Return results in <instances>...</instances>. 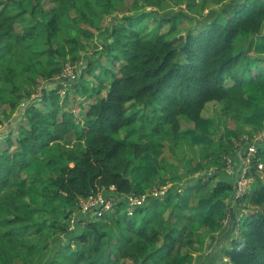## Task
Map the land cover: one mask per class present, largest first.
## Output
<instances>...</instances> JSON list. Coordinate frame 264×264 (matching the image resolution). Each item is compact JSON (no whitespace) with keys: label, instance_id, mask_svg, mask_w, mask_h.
<instances>
[{"label":"trees","instance_id":"16d2710c","mask_svg":"<svg viewBox=\"0 0 264 264\" xmlns=\"http://www.w3.org/2000/svg\"><path fill=\"white\" fill-rule=\"evenodd\" d=\"M54 1L57 7L47 12L44 0H0V82L3 84L0 103L12 111L20 109L25 99L33 97L22 83L24 76L38 87V82L29 75L40 68L43 72L39 76L55 84L54 89L43 90L40 99L44 110L33 103L24 110L30 128L21 129L16 139L18 148L0 152V206L11 216L0 221V263L14 264L33 244L31 237L43 233L44 225L35 227L25 222L23 209L28 193L22 189L21 179L38 165L42 153L54 147L59 148L65 166L50 180L46 203L63 198L76 208L82 200L103 195L116 204L115 212L108 211L101 218L108 221L111 229L101 220L87 222L74 238L80 248L86 245L87 248L62 249L59 258L64 264H127L125 260L175 264L182 250H186L182 261L189 262L195 251L191 234L205 226L200 221L201 215H208L216 222L221 218V224L228 218L223 205L222 212L215 204L211 205L207 214L193 208L190 199L196 186L184 190L187 196L180 195L171 209L152 204L136 218L125 214L118 217L137 192L133 175L146 170L152 147L161 146L158 137L162 135V123L169 128L167 138L177 142L182 136L180 118L199 123L204 109L212 103L223 104L224 110L238 121L254 119L256 101L247 96V89L257 86L264 92V69L259 68L264 59L250 55L242 36H259L264 32V0L241 1L224 20L207 23L203 29L190 30L175 40H169L168 34L161 32L162 24L155 31H148L147 21L154 14L139 12L140 3L145 8L160 9L169 5L167 0H134L136 17L116 20L112 42L102 50L104 57L121 63V68L116 72L101 66L99 60L92 61L82 74L75 72V79L62 78L58 82L57 76L63 75L67 65L81 61L80 53L85 47L80 35L91 37L79 27L78 20L96 26L119 10L123 1ZM168 1L176 6L184 3L197 13L210 5L222 6L229 0ZM72 12L77 19L72 20L74 26L68 33L63 24L69 23ZM26 15L34 21L33 25L27 22ZM18 24L24 25V33L15 35ZM38 27L44 28L48 46L40 52L33 48ZM176 28L173 25L174 33ZM39 57H47L53 63L49 72ZM14 64L22 68L18 70ZM99 69L101 74L97 76ZM87 74L96 76L101 85L98 92L106 91V94L89 105L82 117L74 108L69 109L68 95L70 91L77 93L85 88ZM64 89L68 91H64L63 99ZM146 130L152 138L148 142L132 140ZM72 134L76 135V141L70 147L64 145V138ZM8 143L12 145L11 141ZM257 147L258 153L263 151V145L258 143ZM235 152L232 148L225 155L231 157ZM50 162L55 167L60 165L57 160ZM252 165L256 168L257 161H252ZM216 168L217 176H209L208 181L225 172L227 163L224 161ZM256 172V169L250 171L248 178ZM253 178V191L238 200L244 213L237 217L233 227L237 236L228 243L223 260L217 264H264V178L257 174ZM209 185L210 182L204 184ZM235 188L230 182L217 181L210 197L224 203ZM82 219L77 221V228ZM53 223L52 229L69 233V225ZM163 236L166 241L160 244Z\"/></svg>","mask_w":264,"mask_h":264},{"label":"rangeland","instance_id":"374dc122","mask_svg":"<svg viewBox=\"0 0 264 264\" xmlns=\"http://www.w3.org/2000/svg\"><path fill=\"white\" fill-rule=\"evenodd\" d=\"M122 1L123 3L119 10L97 23L96 26L91 27L78 20L79 27L85 32H89L91 37L80 35V41L85 47V50L80 53L81 61L77 65H67L66 69L63 70V75L57 76V82L62 78L73 80L76 75L75 72L82 74L92 61L99 60L101 66L116 72L121 68V63H118L113 58L109 60L104 57L102 50L104 45L112 42L111 32L116 20L120 21L123 17L132 18L137 15L134 9V0ZM241 1L245 0H229L222 6L210 5L205 11L196 13L195 9L187 8L184 3L176 6L167 0L166 2L169 5H163L160 9L145 8L143 7L144 4L140 3L142 9L139 12H152L154 14V17L152 15L147 21L148 31H155L162 24L161 32L168 34L169 40L171 38L175 40L182 38L190 30L203 29V25L207 23L217 19L224 20L235 8L242 4ZM43 6L47 12L57 7L54 0H44ZM70 15L71 20L69 23L63 24V28L68 33L70 31L69 28L74 26L72 20L77 17L75 12ZM26 19L29 24H34L29 15H26ZM166 19H170L171 23L163 24L162 22ZM173 25L177 26L175 33L172 30ZM23 33L24 25H16L14 34ZM242 42L249 48V53L252 57L264 59V32L259 36L244 35L242 36ZM33 48L38 52L48 48L46 35L42 27H38ZM39 59L46 72L53 68V63H50L47 57H39ZM12 66L18 70L22 68L18 64ZM259 68L264 69V64L260 65ZM100 71L101 69L97 71V76L101 74ZM42 72L40 68L36 73L29 75L38 82V87L33 85V81L24 76L22 83L27 90L31 91L33 97L29 100L25 99L20 109L12 111L8 105L0 103V120L3 121L0 124V152H12L18 148L16 139L20 135L21 129H24V127L30 128L29 123L24 118V110L31 103L35 104L40 110H44L45 106L40 99L43 90H52L55 88V84L40 77L39 75ZM100 86L96 76L85 75V88L83 90L79 89L77 93L70 91L68 95L69 109L74 108L79 116L85 117L88 106L92 105L97 98L106 94V91L98 92ZM2 87L3 84L0 82V89ZM70 89L68 88V90ZM68 90L64 89L61 92L63 99L64 91L67 92ZM247 96L256 101L257 113L254 119L238 121L233 114H229L224 110L223 104L212 103L204 109L199 123L189 122L184 118H180L182 136L177 142L167 138L169 128L162 123V135L158 137L161 146L154 145L152 147L151 154L146 159V170L133 175L137 190L133 195V199L135 203L136 201H141L143 204L140 206L135 204L133 206L128 203L127 207H123L122 213H120L118 218H122L124 214L129 216V218H136L137 214H140L147 206L150 207L152 204H159L160 207L163 206L166 210L168 208L171 209L173 201L180 198V195L187 196L185 192L181 191L193 185H197L196 187L201 186V188L191 194L192 199L197 201L210 197L212 195L211 190H213L217 182L215 183V180L212 182L208 181V177H215L216 166L221 165L224 161L227 163V168L233 165V158L226 156L225 153L233 148L236 151V156L243 161L245 160L244 153L247 145L249 147L254 141L264 140V92L257 86H253L247 89ZM10 134L9 140L8 136ZM150 136V131L146 130L143 133L141 132V134L137 133L132 140L139 141L141 139L143 142H148L152 139ZM76 138V135L73 134L67 136L64 138L63 144L70 147L76 141ZM9 141L12 142V145L8 143ZM58 149V147H54L42 153L39 156L38 165L29 169V172L25 173L21 179L22 189L28 193L25 200L26 205L23 209L25 222L35 227L39 224L45 227L41 235L31 237L33 244L27 248L23 257L15 260L14 264H64L59 258L62 249L82 250L87 248V245L80 248L74 240L75 236L83 231L84 225L91 220H101L108 211H116V204L113 199H108V201L112 202L111 209L102 206L103 210L96 211V213L87 211L83 201L76 208L69 206L68 202L63 198L55 203H46L45 195L47 194L50 180L56 178L59 175V171L65 166L63 163L64 158L58 153ZM51 160H57L60 165L57 167L52 166ZM254 160L258 164L256 168L252 165ZM260 163L261 153L257 151L247 161L248 174L256 169V174L264 178V166ZM255 175H252L249 179H254ZM207 182H210L208 187L204 186ZM85 214L86 218L84 217ZM248 214H251V212H248ZM83 217L84 219H82ZM8 218H11V216L7 214L3 206H0V221ZM80 219H82V222L77 228L76 223ZM56 221L69 225V233L62 234L59 230L52 229L53 224H55L53 222ZM213 221L218 224L198 227L191 234L194 237V240H192L196 250L192 251L193 257L189 262H183L184 258L182 256L186 250H182L181 257L175 259V264H217L223 260V250L231 239L237 235L233 233L234 224L231 223V218L228 217L222 224L220 220L216 222L213 219ZM101 222L107 224L108 228H110L108 221L101 220ZM219 224L221 226H217ZM112 232L114 233L115 231L112 230ZM165 241L163 236L160 244ZM124 262L127 264H141L137 260H125Z\"/></svg>","mask_w":264,"mask_h":264},{"label":"crops","instance_id":"0c3cea01","mask_svg":"<svg viewBox=\"0 0 264 264\" xmlns=\"http://www.w3.org/2000/svg\"><path fill=\"white\" fill-rule=\"evenodd\" d=\"M259 143L261 145H263V147H264V140L260 141ZM260 153H261V163L260 164L262 166H264V148H263V151ZM231 157L233 158V165L228 166V168L226 169L225 172L220 173L218 175V178L215 179V183L217 181L230 182L234 186H236V181L240 177V174L242 173V170L244 168V160L242 161V159L240 157H237L236 153L234 155H232ZM214 175L217 176V174H214ZM251 184L252 185L250 186V193L253 191V188H254L253 179L251 180ZM193 186H195V185H193ZM212 186H213V184H212ZM200 188H201V186L196 187L194 190H192L191 194L194 191L199 190ZM235 189H236V191L234 193L232 192L230 195H228L226 197V199L223 201L224 203H222V202L218 203L216 201H213L211 199V197L204 198L202 200H197V201L192 199V197H191L190 204L193 208L200 210L202 212V214L209 213V211L211 210L210 207L213 204L216 205V209H218L220 212H222L223 207L227 208L228 217L231 218V223L235 224L237 217L239 216V218H240V216H242L244 213L243 208L241 207V205L238 204V200H240L241 198L237 197V188H235ZM182 192H184V190H182ZM222 205H223V207H222ZM245 214L247 215V212H245ZM201 216L202 217L200 218V221L204 225H208V224L209 225H216V224H218V223H215L213 221V219L211 220L208 215H201ZM219 220L221 221V218ZM192 239L194 240L193 236H192Z\"/></svg>","mask_w":264,"mask_h":264},{"label":"built area","instance_id":"2783aa9c","mask_svg":"<svg viewBox=\"0 0 264 264\" xmlns=\"http://www.w3.org/2000/svg\"><path fill=\"white\" fill-rule=\"evenodd\" d=\"M71 74V73H70ZM75 79V78H74ZM260 140L262 141V139H259L257 141H254L253 144H250V146L248 147L247 145V149L245 151V160L246 162H244V168L242 170V173L240 174V177L237 179L236 181V187H237V197L238 198H243L244 196L248 195L250 193V186L251 184V180L248 178L247 174H248V166H247V161L249 158H251V156L253 154H256L258 151V147L257 144L260 142ZM256 142V143H255ZM255 143V144H254ZM243 156V157H244ZM108 198L102 196H99L96 199H92V200H83V204L85 206V209L90 212H94L96 213V211H100L103 210L102 206L107 207V209H111L110 207H112V202L107 200ZM133 206L136 205H142L143 202L141 201H136L132 198H130L129 201Z\"/></svg>","mask_w":264,"mask_h":264},{"label":"clouds","instance_id":"9594fccd","mask_svg":"<svg viewBox=\"0 0 264 264\" xmlns=\"http://www.w3.org/2000/svg\"><path fill=\"white\" fill-rule=\"evenodd\" d=\"M83 201V200H82Z\"/></svg>","mask_w":264,"mask_h":264}]
</instances>
